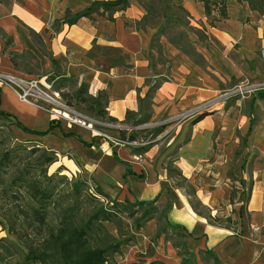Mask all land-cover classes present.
<instances>
[{"label":"crops","instance_id":"1","mask_svg":"<svg viewBox=\"0 0 264 264\" xmlns=\"http://www.w3.org/2000/svg\"><path fill=\"white\" fill-rule=\"evenodd\" d=\"M93 1L0 0V72L42 79L74 107L83 87L101 97L107 112L90 115L94 132L0 84V111L12 135L54 153L60 166L113 200L155 210L140 228L119 213L123 235L115 222H104L122 242L115 253L120 264H180L166 232L215 264H264V88L220 96L242 80L264 84L263 16L245 0H225L226 16L214 7L207 24L205 7L198 6L192 16L204 30L188 36L190 53L187 45L157 37L139 0H128L113 19L94 12L66 21L68 12ZM155 124L154 130L165 125L155 137L136 138L148 140L144 146L108 139ZM14 256L0 238V259Z\"/></svg>","mask_w":264,"mask_h":264},{"label":"trees","instance_id":"2","mask_svg":"<svg viewBox=\"0 0 264 264\" xmlns=\"http://www.w3.org/2000/svg\"><path fill=\"white\" fill-rule=\"evenodd\" d=\"M201 1L204 2L206 13L211 14L213 9L210 0ZM213 1V5H221L220 17H225V0ZM245 1L249 3L251 9L258 11L264 18V0ZM128 3V0H95L81 12L76 14L68 12L65 19L74 23L79 17L89 16L94 12L113 19V15L125 9ZM176 6L183 10L181 3L178 2ZM165 15L169 24L178 25L181 21V18L173 17L175 13ZM161 29L165 31V27ZM179 35L184 36V32L180 31ZM172 41L175 42L173 39ZM85 91L82 87L74 94L75 104L97 116L106 117L107 112L101 97H93ZM130 115L131 112L128 113V119ZM0 117L4 121L0 125L9 129L8 115L0 111ZM108 118L115 121L112 117ZM140 123H142L141 120L133 121V125ZM17 125L29 131L24 125L19 123ZM164 127L165 125L158 127L157 130L148 129V127L133 130L129 136L126 135L128 131L123 130L120 138L133 140L140 134L145 137L150 135L155 137ZM7 135L12 142L18 143L15 145L19 149H13L11 146L0 151V200L4 201L0 205V225L7 226L11 235L19 234L20 239L26 240L25 244L19 241L27 250L24 264H120L115 258V253L120 252L122 242L107 230L104 222H115L119 233L123 235V224L119 213L132 209L131 212L128 211V215L130 218L138 215L133 219L136 226L140 228L153 217L155 210L143 209L141 212L136 209V207H142L140 202L122 203L113 200L100 187H95L97 194L95 195L99 197L101 206L84 211L79 204V195H75L74 199L69 198L70 194L61 195V190L57 189V181H55L56 174L47 175L48 168L57 160L54 153H46L38 159L42 153L40 146L17 140L10 129ZM0 145L6 146V142L0 141ZM20 151H26L28 155L23 168L18 167L17 163L23 159L19 154ZM39 168L41 173L37 176ZM83 185H88L85 179L77 183L76 187L72 186V193L77 194ZM11 246L17 253L19 252L14 244L11 243Z\"/></svg>","mask_w":264,"mask_h":264},{"label":"rangeland","instance_id":"3","mask_svg":"<svg viewBox=\"0 0 264 264\" xmlns=\"http://www.w3.org/2000/svg\"><path fill=\"white\" fill-rule=\"evenodd\" d=\"M139 1L145 7V9L148 11L147 20H148L149 25L152 27L158 28L157 29V32H158L157 37L160 38L161 36H164L167 40L168 39L170 40V38H172L173 40H175V42L181 41L179 43V45L181 44L182 46L185 47L187 44V46L189 48V52L193 53L194 48L192 46V41H190L188 36L192 33H196V34L200 35L202 33V31L204 30V29H202V28H204V23H202V19L197 18L198 17L197 16L198 6H204L203 1H201V0H139ZM178 2L181 3V5L183 6V10L177 8L176 5ZM213 2H214L213 0H210V4L212 6V9L214 7L217 8V7L221 6L220 4L213 5ZM171 13H175V15L173 16L174 18H181V21L178 25L177 24L176 25L169 24L166 21L167 18H166L165 14L169 15ZM192 15H195L197 17H194ZM207 15H206V17H207L206 22H207V24H210L212 17H213V14L211 13L208 16ZM142 24H144L143 21H142ZM163 27H165V31L161 29ZM180 31L184 32V36L179 35ZM156 40H157V38H156ZM242 81H244V80H242ZM242 81L238 82L237 84L241 83ZM231 88L223 91L221 93V95H223L224 92L229 91ZM237 96L242 97L240 95H233V96H230V97L227 96V97L231 98V97H237ZM227 97L222 96V99H225ZM75 106L77 107V109L81 110L86 115L95 116V114L93 112H90L89 110H86L80 106H77V105H75ZM181 119H182V115H181ZM3 122H4L3 118L0 117V124ZM176 122H178V121L177 120L174 121V123H176ZM7 124H8L9 129H10V125L8 122H7ZM156 127H157V124L153 125L152 126L153 130ZM9 129L5 126L0 125V141L6 142V146H7L6 147L5 145H0V151L4 148H8L11 146H13V147H11L13 149H16V150L19 149L17 147V145H15L18 143L12 142L10 140L9 136L7 135ZM139 138L146 139L145 137H139ZM152 138H153L152 136L149 137V139H152ZM126 140L133 141V140H137V139L131 140L130 138H127ZM130 146H134V145H130ZM41 151H42V153L38 157V159H41L46 154V152L44 151V148H41ZM19 154L21 157H23V159H22V161H17L18 159L16 158V161L18 163V167L23 168L25 165V162H26L25 159H27L28 155H26V151H20ZM40 170L41 169L39 168L37 176L40 175V173H41ZM52 174H56L55 181H57V189L61 190V195H67L68 196L70 194L69 198H71V199L76 198L75 195H79L78 196L79 204L82 208H84L83 209L84 211H90L95 207L98 208L101 206L99 204V201H98L99 197H97L96 196L97 194L95 193V189H94L95 187L93 185H91L90 183H88L87 186L86 185L81 186L79 189V192H77V194L72 193V191H73L72 186L76 187V184L79 182H82V180L84 179L78 172L72 173L67 168L60 166L57 162H55L47 170V175H52ZM0 201H1L0 205H1V203H4L3 200H0ZM136 209H138V207H136ZM128 211L131 212L132 209H130ZM128 211L125 212L127 216H129ZM203 211L205 212V210H203ZM137 216L138 215H136L133 218H136ZM133 218L129 217V219L134 222ZM105 227H106V225H105ZM107 230L109 231L108 228H107ZM20 236L21 235L15 234V233L13 235H11L8 231L7 226L0 225L1 241H3V243H6L8 246L12 247L15 251L14 257H12L8 260L0 259V264H24V257H25V253L27 252V250L20 242L25 244L26 240L20 239ZM166 237L168 240H170L172 242V244L176 248L178 255L180 257V262H179L180 264H215L214 261L211 259V257H209L205 254L199 253V255H196L194 253L189 252L186 249V246L184 245L182 237L180 235L173 233V232H166ZM11 243L14 244V246L18 249V251H19L18 253L16 252L15 248L13 246H11ZM159 264H162V263H159Z\"/></svg>","mask_w":264,"mask_h":264},{"label":"built area","instance_id":"4","mask_svg":"<svg viewBox=\"0 0 264 264\" xmlns=\"http://www.w3.org/2000/svg\"><path fill=\"white\" fill-rule=\"evenodd\" d=\"M0 84L10 87L20 100L48 109L54 118L65 119L68 122L79 124L93 130L94 132H98L95 128L96 120L66 102L59 90L55 89L50 83L43 82L42 79H27L15 74L0 72ZM261 88H264V84L244 80L233 86L229 91L224 92L223 95L220 94V96L230 97L233 95H240L245 97ZM202 109L203 107H198L189 110L183 113L182 117H189L198 113ZM108 139L115 144L121 145L129 144L144 146L149 143L148 140L128 141L126 139H121L120 137L112 138L110 136H108Z\"/></svg>","mask_w":264,"mask_h":264},{"label":"bare ground","instance_id":"5","mask_svg":"<svg viewBox=\"0 0 264 264\" xmlns=\"http://www.w3.org/2000/svg\"><path fill=\"white\" fill-rule=\"evenodd\" d=\"M194 115V114H193ZM192 116V115H191ZM190 117V116H189ZM186 118H188V117H186ZM182 119H185V118H183L182 117ZM139 140H144V139H139ZM134 141V140H133ZM127 145H129V144H127ZM134 146H137V145H134Z\"/></svg>","mask_w":264,"mask_h":264},{"label":"water","instance_id":"6","mask_svg":"<svg viewBox=\"0 0 264 264\" xmlns=\"http://www.w3.org/2000/svg\"><path fill=\"white\" fill-rule=\"evenodd\" d=\"M263 56H264V50H263Z\"/></svg>","mask_w":264,"mask_h":264}]
</instances>
